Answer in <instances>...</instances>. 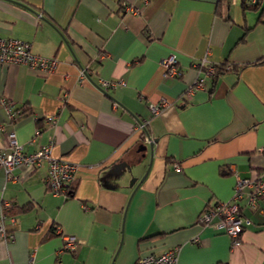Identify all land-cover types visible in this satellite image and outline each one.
<instances>
[{"label": "crops", "instance_id": "obj_1", "mask_svg": "<svg viewBox=\"0 0 264 264\" xmlns=\"http://www.w3.org/2000/svg\"><path fill=\"white\" fill-rule=\"evenodd\" d=\"M0 35L57 60L49 73L0 62L14 110L0 105V148L14 131L24 151L49 146L78 166L67 195L50 191L45 166L0 167V264H135L175 247L176 264H264V194L244 206L238 245L198 221L236 176L264 182V0H0ZM170 55L181 75L165 78ZM202 57L217 75L186 99ZM146 119L152 148L136 129Z\"/></svg>", "mask_w": 264, "mask_h": 264}, {"label": "built area", "instance_id": "obj_2", "mask_svg": "<svg viewBox=\"0 0 264 264\" xmlns=\"http://www.w3.org/2000/svg\"><path fill=\"white\" fill-rule=\"evenodd\" d=\"M253 2L254 0H249ZM125 10L136 13L133 7L125 6ZM0 62L18 63L27 65L30 68H36L42 72L49 73L54 70L57 60L54 57H43L31 53L30 42L14 37H3L0 35ZM163 67V76L165 78L178 77L181 72L177 65V60L172 56H168L161 60ZM201 71L195 80L189 84L184 92V97L189 99L195 88L202 85L206 78H212L217 75L216 65L209 62L206 57H202L199 61ZM225 69L230 68V64H226ZM81 76H85V71L81 70ZM117 83L124 84L121 79L111 81L99 79L97 86L103 91ZM167 99H161L157 103L149 104L151 114H157L163 107L169 105ZM0 105H3L9 114V118L13 119L14 110L13 103L7 102L0 98ZM48 121H53L52 115L47 116ZM148 119L141 120L137 123L136 129L142 131V138L145 142H152V137L147 131ZM0 130L2 126L0 125ZM45 166L46 183L50 191L55 194H65L69 192V184L74 179L77 170V164L63 157L53 156L50 147H42L33 152L24 151L21 144L18 143L14 131L7 132V144L5 148H0V167L4 169L7 177L13 168L28 167L37 169ZM174 168H179L178 163L173 164ZM264 194V182L260 177H240L236 176L233 193L230 199L220 201L201 211L198 221L202 225L214 224L215 227L227 234L233 245L240 243V235L244 227L249 224V218L243 213L244 206L255 208L259 196ZM7 236L3 221L0 219V237ZM77 239L73 235L62 236V249L72 250L75 248ZM177 248H169L163 252H149L138 257L135 264H176ZM10 264V263H8Z\"/></svg>", "mask_w": 264, "mask_h": 264}, {"label": "water", "instance_id": "obj_3", "mask_svg": "<svg viewBox=\"0 0 264 264\" xmlns=\"http://www.w3.org/2000/svg\"><path fill=\"white\" fill-rule=\"evenodd\" d=\"M152 144H153V142L150 143V147L151 148H152ZM142 148H146V146L144 145V146H142ZM151 156H152V151H151ZM124 166L129 168V164H127L126 162H120L119 164H116L113 168L115 170H118L119 168H122ZM145 175H146V173L143 175V177L141 179H143L145 177ZM135 181H136V178L135 177L134 178H131L129 184L132 186L135 183Z\"/></svg>", "mask_w": 264, "mask_h": 264}, {"label": "trees", "instance_id": "obj_4", "mask_svg": "<svg viewBox=\"0 0 264 264\" xmlns=\"http://www.w3.org/2000/svg\"><path fill=\"white\" fill-rule=\"evenodd\" d=\"M259 3H260V0H254L253 2L249 0H242L243 8H255L258 6Z\"/></svg>", "mask_w": 264, "mask_h": 264}, {"label": "rangeland", "instance_id": "obj_5", "mask_svg": "<svg viewBox=\"0 0 264 264\" xmlns=\"http://www.w3.org/2000/svg\"><path fill=\"white\" fill-rule=\"evenodd\" d=\"M131 178H134V176H131Z\"/></svg>", "mask_w": 264, "mask_h": 264}]
</instances>
